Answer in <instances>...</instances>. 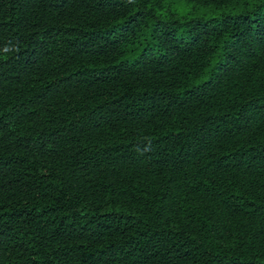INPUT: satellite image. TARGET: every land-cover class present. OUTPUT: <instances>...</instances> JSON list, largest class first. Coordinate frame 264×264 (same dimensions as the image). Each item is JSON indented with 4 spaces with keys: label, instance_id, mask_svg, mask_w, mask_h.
<instances>
[{
    "label": "trees",
    "instance_id": "trees-1",
    "mask_svg": "<svg viewBox=\"0 0 264 264\" xmlns=\"http://www.w3.org/2000/svg\"><path fill=\"white\" fill-rule=\"evenodd\" d=\"M0 0V264H264V0Z\"/></svg>",
    "mask_w": 264,
    "mask_h": 264
},
{
    "label": "rangeland",
    "instance_id": "rangeland-1",
    "mask_svg": "<svg viewBox=\"0 0 264 264\" xmlns=\"http://www.w3.org/2000/svg\"><path fill=\"white\" fill-rule=\"evenodd\" d=\"M171 9H173L179 15H185L187 13H194L195 15H205V16H216L220 11L211 10L203 7H194L193 4L185 2L184 0H171Z\"/></svg>",
    "mask_w": 264,
    "mask_h": 264
}]
</instances>
